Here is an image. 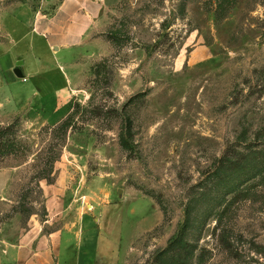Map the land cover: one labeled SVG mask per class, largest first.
Instances as JSON below:
<instances>
[{
  "label": "rangeland",
  "instance_id": "rangeland-1",
  "mask_svg": "<svg viewBox=\"0 0 264 264\" xmlns=\"http://www.w3.org/2000/svg\"><path fill=\"white\" fill-rule=\"evenodd\" d=\"M44 2L0 0V42ZM79 48L0 91V264L87 224L90 264H264V0H103Z\"/></svg>",
  "mask_w": 264,
  "mask_h": 264
},
{
  "label": "crops",
  "instance_id": "crops-1",
  "mask_svg": "<svg viewBox=\"0 0 264 264\" xmlns=\"http://www.w3.org/2000/svg\"><path fill=\"white\" fill-rule=\"evenodd\" d=\"M44 3L55 6L52 11H36L30 4H22L5 20L7 38L0 42V91L3 94L11 86L18 85L25 87L32 97L45 96L39 88L55 86L56 79L62 80L60 67L68 70V77L71 76L73 56L96 24L103 6V0H46ZM19 61L23 62L22 69L28 84H23V78L14 73ZM5 177V172H0V188ZM63 231L58 261L53 255L54 242L49 237H46L47 247L32 253L25 243L12 245L10 261L13 264H90L88 254L95 247L91 241L95 235L94 227L89 224L83 226L81 243L76 244L72 256L74 259L65 255L66 250L72 252V246L67 243L68 236L64 238Z\"/></svg>",
  "mask_w": 264,
  "mask_h": 264
},
{
  "label": "trees",
  "instance_id": "trees-1",
  "mask_svg": "<svg viewBox=\"0 0 264 264\" xmlns=\"http://www.w3.org/2000/svg\"><path fill=\"white\" fill-rule=\"evenodd\" d=\"M127 125H128V127H129V122L127 123ZM131 126V125H130ZM131 129V128H130ZM123 143V145L125 146V147H129V145H128V142H126L125 140L122 142ZM245 158H244V160L243 161H246V160H248V155L246 154L245 156H244ZM225 160H226V164H225ZM225 160H223V167H222V169H224L226 166H228V164H227V161H228V158L227 159H225ZM226 165V166H225ZM182 238V236L181 235H179L177 238H175L174 239V241L171 243V245H177V243L178 244H182L183 245V247H185V249H187L189 246H186V243L181 239ZM166 252H168V250H166L165 251V253ZM191 252H190V250H189V254H187L186 256H182L181 254H179L178 256H177V258H176V264H190V263H188V260L191 258ZM200 258L201 259H203V255L202 256H200ZM175 264V263H174Z\"/></svg>",
  "mask_w": 264,
  "mask_h": 264
},
{
  "label": "water",
  "instance_id": "water-1",
  "mask_svg": "<svg viewBox=\"0 0 264 264\" xmlns=\"http://www.w3.org/2000/svg\"><path fill=\"white\" fill-rule=\"evenodd\" d=\"M22 64H23V62L19 61L17 66H16V68L14 69V73L19 78H24L25 77V74H24L23 69H22Z\"/></svg>",
  "mask_w": 264,
  "mask_h": 264
}]
</instances>
